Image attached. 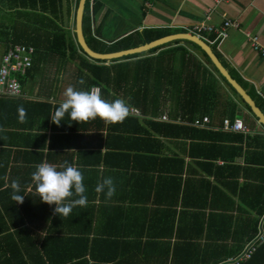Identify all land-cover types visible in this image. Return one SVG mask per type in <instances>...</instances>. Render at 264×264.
Masks as SVG:
<instances>
[{
	"label": "crops",
	"instance_id": "obj_1",
	"mask_svg": "<svg viewBox=\"0 0 264 264\" xmlns=\"http://www.w3.org/2000/svg\"><path fill=\"white\" fill-rule=\"evenodd\" d=\"M77 1L64 0L60 15L52 17L74 43L61 57L47 48L54 23L42 21L33 7L14 6L25 0H0V64L10 45L35 49L31 69L20 78L23 97L0 94V264H236L231 259L245 250L260 221L264 235V128L192 42L181 40L114 62L113 83L99 86L104 99L128 103L130 115L122 123L99 117L76 122L66 114L55 124L51 116L69 86L90 90L88 65L112 63L78 49ZM218 1L91 0L84 34L101 53L129 49L106 51L129 35L130 42L200 36L264 113V55L251 43L258 37L264 47V0ZM227 21L236 26L222 38L218 32ZM204 26L215 31L196 29ZM180 45L205 67L194 59L185 65L182 49L158 59L161 50ZM171 59L174 68L166 75L176 82L161 92L164 76L157 69ZM188 73L201 84L198 101L183 98ZM144 85L146 98L139 96ZM19 106L27 110L26 123L18 121ZM187 109L194 120L185 117ZM202 117L210 123L196 127ZM236 119L249 132L224 129L225 120ZM45 161L58 170L68 161L83 172L86 207L63 218L54 214L56 205L41 201L31 177ZM105 177L116 185L111 198L95 191ZM13 180L23 204L11 199ZM252 256L241 264H264V251Z\"/></svg>",
	"mask_w": 264,
	"mask_h": 264
},
{
	"label": "clouds",
	"instance_id": "obj_2",
	"mask_svg": "<svg viewBox=\"0 0 264 264\" xmlns=\"http://www.w3.org/2000/svg\"><path fill=\"white\" fill-rule=\"evenodd\" d=\"M80 84L85 81L81 78ZM65 100L55 109L51 116L52 121L58 126L67 114L72 121L87 122L97 117L108 124L122 123L130 115V107L124 99L108 101L101 96L100 90L92 88L90 91L77 90L69 86L64 92ZM18 121L27 122V110L23 106L17 109ZM3 131V129H0ZM63 170L48 162L36 166L32 173V181L42 202L56 205L54 214L63 218L68 217L77 206L86 207L88 203L85 195L83 172L65 161ZM7 182L8 177H3ZM7 186V183H6ZM13 190L11 199L23 204L25 195H20L21 186L18 180H13L10 185ZM97 193H105L111 198L116 193V185L112 177H105L95 188ZM76 197V198H73ZM67 201V202H66Z\"/></svg>",
	"mask_w": 264,
	"mask_h": 264
},
{
	"label": "trees",
	"instance_id": "obj_3",
	"mask_svg": "<svg viewBox=\"0 0 264 264\" xmlns=\"http://www.w3.org/2000/svg\"><path fill=\"white\" fill-rule=\"evenodd\" d=\"M90 2H91V0H87L86 10H85V17L86 18L88 17V13H89ZM63 4H64V0H25V2L23 4L14 5L15 7H17V6L25 7V8L33 7V10L36 11V13H34V14L37 15L38 17H40V19L42 21H51L52 23H54L56 25L57 32L52 34V37H54V35H55V37L51 41L50 46H48L47 48L49 49V51L51 53H53L55 55H58V56H61V57L67 55V52L69 50H74V48H73L74 47V43L73 42H69L68 35L63 31V28L59 24L55 23V20L52 18L54 16L58 17L60 15L59 13H60V11H61V9L63 7ZM78 4H79V0L77 1V7H78ZM26 15L29 16L28 13ZM30 15H32V14H30ZM154 36H156V35H154ZM152 38H153V36H146L144 38L139 39L136 42H134V41L130 42L131 35H129V36H126V37L122 38L121 40H119L118 43L115 46H113L112 48H109V49L107 48L106 51L107 50L108 51H112V50L116 51L117 49L119 50V49H122V48H131V47H134V46H136V45H138L140 43H145L147 41H151ZM180 42L181 41H178L177 43H180ZM170 44H172V42L168 43L166 45L157 47V48H153V49L149 50V53H153V52L158 51L159 49L168 47ZM16 45H18V44H16ZM25 45H27V44H25ZM75 45H76V47H78V45L76 43H75ZM192 45L195 48V50L201 52V54L205 57L206 61L213 66V69L217 73H219L221 78L230 87V85L227 82V80L220 74L218 69L214 66V64L212 63V61L210 60L208 55L202 50V48L199 47L198 45L194 44V43H192ZM12 46H14V44L8 46V48L6 50V53L9 50V48H11ZM30 46H32V45H30ZM37 49H39V47H37ZM78 49H80V51H82L80 47H78ZM92 49L98 51L96 48H94V46H93ZM181 49H182V51L184 52V55H185V60L183 61V63L185 65L189 66L190 64L193 63V59H194V60H196L197 64L199 65V68L204 66V64L202 63L201 58L197 55V53L195 54L194 52L189 50L187 47H185V45H180L177 49H171V48L168 49L167 48V50H165V49L161 50L160 53H159L158 59H160L161 57L165 58V57L171 56L176 51H180ZM133 56H137V55L127 56L125 58H129V57H133ZM119 59L112 60V63L109 64V65H106V64L99 65L98 63H94V64L88 65V69L90 70L92 78H93V80H91V82L89 83L90 88L92 86H94V85H98L99 86L102 82H104V84H107V85L108 84L110 85L111 83H113L112 70L116 67L114 62L118 61ZM97 61L106 63V61H103V60H97ZM173 68H174V66H173L172 59H171V62L169 64V66L166 65V64L164 66H160L159 65V67L157 69V72H158V74H160V76H161L160 78H162L164 76V80L162 82V86L158 88L159 90H161V92H162V90H166L165 86H167V82L168 83L169 82H171V83H175L176 82V80H174L172 77L166 75V73L169 72L170 70H172ZM194 75L195 74H193L191 76V74L188 73L187 76H186V79H185V87L183 89V92H184L183 98L185 100H187V101L188 100H190V101H193V100L198 101V99H199L198 98V93H197V90H198L197 88L198 87L201 88V86H200L201 84H200V82L198 80H196L194 78ZM166 78H167L168 81H165ZM159 82H160V79H159ZM160 84H161V82H160ZM100 88H101V86H100ZM230 88L232 89V87H230ZM104 90L106 92V88ZM233 90L235 92V89H233ZM141 93L139 94V96L141 95L143 98L148 97L145 94V85L143 86ZM101 96L103 97V89L102 88H101ZM247 108L251 111V109L248 106H247ZM186 111H187L188 116H185V117H188L189 119L194 120V118H195L194 111H191L190 109H187ZM166 127H168V126L166 125ZM262 215H263V213L259 217H261ZM262 225H263V232H264V224H262ZM260 226H261V221L257 224L256 232L252 235L250 240L253 239L255 237V235L259 232ZM80 245H82L81 242H80ZM83 246H88V241ZM257 250H258V252L261 251V250L264 251V242L262 244L258 245L256 251ZM256 251H255V253H256ZM253 258L254 257L252 256L249 261L253 260ZM262 260H264V258Z\"/></svg>",
	"mask_w": 264,
	"mask_h": 264
},
{
	"label": "built area",
	"instance_id": "obj_4",
	"mask_svg": "<svg viewBox=\"0 0 264 264\" xmlns=\"http://www.w3.org/2000/svg\"><path fill=\"white\" fill-rule=\"evenodd\" d=\"M229 0H219L218 3L228 2ZM230 26H236V23L227 21L224 27L218 32V35L222 38L227 36V28ZM197 30H205L206 32L213 33L215 29L213 27H196ZM252 47L255 51L261 52L264 55V47L259 43L258 37H251ZM35 49L33 46L18 44L14 45L3 56L0 64V94L6 98L19 99L23 97V87L20 80L21 77L27 74L32 67L33 55ZM101 88L98 85H94L90 88ZM135 115H140V112L136 109L131 111ZM165 120H169L165 117ZM210 123L208 117H204L202 120H196L194 125L196 127H205ZM224 129L235 132H249L244 122L240 119H236L234 122L230 120L224 121ZM264 242V235L257 233L256 236L246 245L245 250L236 258L231 259L236 264H241L244 261L249 260L255 253L258 245Z\"/></svg>",
	"mask_w": 264,
	"mask_h": 264
},
{
	"label": "water",
	"instance_id": "obj_5",
	"mask_svg": "<svg viewBox=\"0 0 264 264\" xmlns=\"http://www.w3.org/2000/svg\"><path fill=\"white\" fill-rule=\"evenodd\" d=\"M86 5H87V0H79V4L76 11L75 34L77 37V43L81 48L83 54L87 55L89 58L94 60L110 61L130 54L148 51L152 48H156L158 46L176 40L192 42L198 45L199 47H201L202 50L208 55V57L210 58L214 66L218 69L220 74L227 80L229 85L235 89V92L241 97L244 103L251 109V112L254 115V117L258 120L259 124L264 128L263 111L259 108L256 101L249 95L245 87L236 78L232 76L230 71L225 67V65L219 59L217 54L214 52L213 48L209 44H207L203 38L192 34H178L173 36H165L156 40H152L148 43H144L137 47L124 49L116 52H108V53L97 52L89 46L84 34L83 24H84Z\"/></svg>",
	"mask_w": 264,
	"mask_h": 264
},
{
	"label": "rangeland",
	"instance_id": "obj_6",
	"mask_svg": "<svg viewBox=\"0 0 264 264\" xmlns=\"http://www.w3.org/2000/svg\"><path fill=\"white\" fill-rule=\"evenodd\" d=\"M10 99H12V98H8V100H10Z\"/></svg>",
	"mask_w": 264,
	"mask_h": 264
}]
</instances>
